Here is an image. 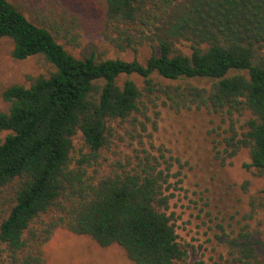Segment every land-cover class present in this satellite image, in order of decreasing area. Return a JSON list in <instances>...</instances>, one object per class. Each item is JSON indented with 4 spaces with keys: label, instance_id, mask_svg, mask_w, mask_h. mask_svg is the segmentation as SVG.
<instances>
[{
    "label": "trees",
    "instance_id": "16d2710c",
    "mask_svg": "<svg viewBox=\"0 0 264 264\" xmlns=\"http://www.w3.org/2000/svg\"><path fill=\"white\" fill-rule=\"evenodd\" d=\"M104 7L105 38L120 51L148 47L144 61L76 57L0 0V40L11 41V56H42L53 67L2 91L0 193L10 197L0 212V264H47L44 245L58 228L117 245L135 264L187 258L167 212L168 168L146 148L100 173L96 167L111 123L134 122L159 98L175 110L247 111L239 131L223 137L224 151L246 148L244 166L264 171V0H104ZM182 40L193 42L188 53L176 47ZM78 134L88 152L75 157ZM239 260L264 264L249 246Z\"/></svg>",
    "mask_w": 264,
    "mask_h": 264
},
{
    "label": "rangeland",
    "instance_id": "374dc122",
    "mask_svg": "<svg viewBox=\"0 0 264 264\" xmlns=\"http://www.w3.org/2000/svg\"><path fill=\"white\" fill-rule=\"evenodd\" d=\"M32 21L47 27L57 42L76 57L90 54L100 58H137L149 53L120 51L105 38L104 0H10ZM190 40L176 43L188 53ZM205 45V43L203 44ZM12 43L0 40V109H7L2 91L11 84L29 85L27 77L47 74L53 67L42 56L14 59ZM125 76H121L122 80ZM142 87V79L130 75ZM208 87L211 81L190 79ZM147 100V97H144ZM147 103L145 114L134 122L115 121L106 146L99 152V173L117 162H126L139 149L154 154L170 176L164 184L169 195L168 214L187 258L179 264H240L241 250L249 246L264 260V171L247 168L249 152L240 148L227 156L225 136L231 127L239 131L249 116L243 113H215L205 107L175 110ZM7 131H0V139ZM81 136L74 138L72 155L87 153ZM8 193H0V212L8 205ZM47 264H135L117 245L102 247L85 235L56 229L44 245Z\"/></svg>",
    "mask_w": 264,
    "mask_h": 264
}]
</instances>
